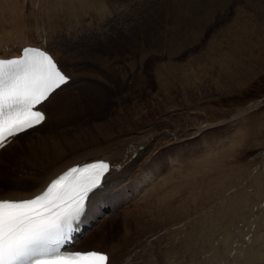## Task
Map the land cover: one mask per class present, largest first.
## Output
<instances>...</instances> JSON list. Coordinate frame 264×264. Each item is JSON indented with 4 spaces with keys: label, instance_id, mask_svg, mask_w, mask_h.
Returning a JSON list of instances; mask_svg holds the SVG:
<instances>
[{
    "label": "rangeland",
    "instance_id": "374dc122",
    "mask_svg": "<svg viewBox=\"0 0 264 264\" xmlns=\"http://www.w3.org/2000/svg\"><path fill=\"white\" fill-rule=\"evenodd\" d=\"M189 1L102 0L96 6L80 7V4L72 3L70 0H0L11 6L9 11L3 10L0 6V16H5L0 26V36L8 34L29 37L31 41L44 43L57 59L64 62L67 75L75 80L62 88L63 90L61 89L62 91L60 90L61 92L52 100V104L55 102L60 105L61 94L63 98L67 97L69 100V113L65 111L59 123H50V126L48 123L47 126L44 125L45 128L36 129L37 132L33 130L34 132L19 136L17 143L1 151L0 187L14 185L13 177L19 174L23 176L40 174L38 166L33 161L28 164L25 163V158L18 159L19 154L35 138L43 137L48 133L50 135L52 132L60 146L74 145L75 149L79 150L90 141L93 133L101 132L103 128L104 130L110 129L111 126L130 128L132 123L139 119L135 115L136 110L145 113L158 107L154 111L155 114L151 110V114L142 119L144 121L141 125L147 123L151 125L159 116V110H165L164 105H178L179 112L183 113L180 117L182 120L179 118L177 122L171 119L169 125L179 130L189 123L187 121L189 119L193 122L200 121L204 129L202 128L199 133V137L202 136L199 146L205 149L214 141L219 153L220 151L222 153L219 154L216 167L219 172L218 179L220 182L232 183L229 187L234 188L235 195L239 194L238 190H241V194L243 191L246 192L248 186L251 187L247 192H250L254 199H251L253 204L249 203L242 209H252V213L262 215L264 218V186L261 184L257 189L255 188V179L259 175L260 177L264 175V0H219L218 7L217 2L211 4L214 7L211 14L215 12L213 17L200 24L198 29L176 23L180 21L183 24L182 20L186 21L184 15L192 18L199 14L197 10L199 4V8H204L202 3H199L203 0H198L199 2L195 0L192 3ZM54 3L55 6L41 8L46 4ZM192 6H196L197 9H192ZM205 6L208 7L207 4ZM175 12L179 14L181 12L182 15L177 20L174 18ZM176 33L183 37L179 38L174 46L173 40L178 38ZM65 34L70 38L65 39ZM73 34L76 39L71 37ZM171 37L173 38L167 49L164 44ZM158 41L164 44H158ZM133 42L138 43L136 50L131 48ZM212 45L215 48H211ZM171 48L174 51L172 57L168 53ZM93 56L105 58L109 67L92 62ZM167 58H170V61L166 66L164 65V69L159 70L173 71L177 80L181 78L179 75L196 67L185 69V66L195 63L199 64V68L193 71L190 79L182 77V82L179 81L189 85H177L176 82H172L171 88L175 91L170 92L166 103L159 106L162 92L159 91L154 68L159 63L166 62ZM67 67L76 71L70 72ZM117 70L123 75L122 81ZM92 72L96 73L95 78L90 75L93 74ZM76 73H79L77 78ZM97 74L103 78H97ZM172 78L175 80L171 75L169 79ZM104 80L107 82L105 83ZM113 84H116V87H113ZM180 87L183 88L182 91ZM150 103L154 106L151 107ZM247 107L249 109L246 112L236 116L239 109ZM171 111L175 112L174 109ZM125 115L128 118L125 119ZM248 123L252 125L245 127ZM167 128H160L159 131ZM235 128L238 132L236 137L232 135ZM61 135L66 138L60 137ZM214 135L217 136L213 138ZM161 142L158 144L160 148L157 152L167 147L172 149L171 153H175L179 150V144H185L191 150H196V147L190 146L191 141L187 139L181 143L174 141L166 143L170 146ZM199 146L198 148L201 149ZM187 150L190 151L189 148ZM68 152H70L69 148L64 151V153ZM166 161L173 163L170 159ZM174 164L176 163L171 166ZM243 171H245L242 173L244 176L240 178ZM228 172L239 178L237 180L234 177L228 178ZM209 181L205 176L203 186H208ZM134 199L135 196L130 193L126 201L128 206H133ZM109 204L113 207V198H110ZM119 210L120 213L116 211V215L112 214L113 217L110 213V217L107 207L101 208L103 224L100 227L104 229V238L98 235L96 229H90L89 233L80 236L74 247L91 248L98 240H101L100 246L112 244L121 228L119 216L122 209ZM240 224L243 225L241 222ZM176 225L179 228H186L184 221L177 222ZM177 226L174 225V228L178 230ZM259 230L258 233H264V227L263 230L262 228ZM248 233L251 235L253 232L251 230ZM235 234L239 236L240 231L237 230ZM149 243L148 247L142 248L145 252H142L136 264H191L192 262L193 252L190 243L182 241L181 234L171 228L168 229V233H153ZM261 250L264 248L261 247ZM202 262L201 264H205ZM257 264H264V260Z\"/></svg>",
    "mask_w": 264,
    "mask_h": 264
},
{
    "label": "bare ground",
    "instance_id": "6f19581e",
    "mask_svg": "<svg viewBox=\"0 0 264 264\" xmlns=\"http://www.w3.org/2000/svg\"><path fill=\"white\" fill-rule=\"evenodd\" d=\"M83 1L85 2L84 4L82 3ZM99 1L102 0H92V2L89 0H70L72 3L76 4L77 2L80 4V7L96 6ZM192 1L195 0H190L189 2L192 3ZM218 1L219 0L198 1L199 3H202L204 8H199V4V6H197L198 9L196 6H192V9H197L199 14L192 18L189 17V15H187L188 17H185L184 15L183 17L186 21L182 20L183 24L180 21H176V23L181 26L185 25L186 27L188 25L190 28L198 29L200 24L206 22L209 17L210 19L213 17L215 12L211 14L214 10V7L211 4H215V2H217L216 6L218 7ZM198 2L196 4H198ZM48 4L42 6L41 8L55 6V3L52 5ZM206 4L208 7L205 6ZM0 6L5 11H9L11 9V6L4 2H0ZM215 9L217 10L218 8ZM181 12L180 14L175 12V20L182 16ZM4 17L5 16H0V26L4 21ZM73 35H71V37L75 38L76 36ZM177 36L178 38L173 40L174 46L177 44L179 38L182 39L183 37L179 34H177ZM28 38L8 34L0 36V56L8 57L18 54L21 46L23 45H38L44 48L48 47L44 43L40 44L39 42L31 41ZM68 38H70L69 35L65 34V39ZM172 38L173 37H171L166 44L162 42L160 43V41L157 43L164 44L167 49H169L168 45L170 44ZM137 45L138 43H134L133 45L131 44V48L136 50ZM214 45H212L211 48H215ZM168 53L170 56L174 55L172 48L168 51ZM54 57L64 71V68H66L64 62H61L56 58V56ZM93 57L94 59L92 62L97 63L99 66L104 65L109 67L108 61L105 58H101V56ZM169 61L170 58H167L166 62L162 64L157 63L158 66L154 68V74L156 75L157 83L159 84V91L162 92L161 103L158 101L160 103H158L159 106L164 102L166 103L168 99L167 95L170 92L175 91L171 88L172 82H176L177 85H189V83H181L182 77L190 79L193 71L199 68V64L196 65L195 63L185 66V69L193 66L196 67L191 68V71L179 75V77H181V82H179L180 80H177L173 71L161 72L159 70L164 69ZM67 69H69L70 72L76 71L73 68L71 69L67 67ZM64 72L66 73L67 71L65 70ZM117 72L119 75L121 74L119 70H117ZM92 73L93 74L90 75L95 78L94 76L96 73ZM170 74L175 77V80L173 78L172 80L169 79L171 76ZM78 76L79 73L76 78ZM122 76L123 75H120L121 81ZM97 78L103 77L100 74H97ZM128 78L129 76L127 79ZM104 81L105 83L107 82L106 80ZM94 86H96V84ZM112 86L116 87V84H113ZM64 87L65 86L62 88ZM62 88L55 91L44 104L45 108L48 110L47 120H49V122L45 124L46 126L48 123L49 126L50 123H59L62 120L65 111H67V114L69 113V100L67 97L63 98V94L59 96L60 105L55 104V102L52 104V100L63 90ZM180 88L182 91L183 88ZM178 91H180V89ZM168 103L170 102L168 101ZM150 104L151 107L154 106L152 103ZM164 107L165 110H159V116L151 125H148L149 123L141 125L144 121L142 119H145V116L151 114V112L154 113L158 107L154 110L150 109L145 111V113H139V111L136 110L135 115H137L139 119H136L135 122L132 121L133 123L130 128H125L123 126H111L110 129L104 130L103 128L101 132L97 131L93 133L90 137V141L84 145V148L79 150L75 149L74 145L72 147L68 145L66 147L60 146L58 141H55L57 139H55V135H53L52 132L50 135L49 133L48 135L46 134V137L43 136L35 138V140L32 141L33 143H28L27 148L19 154L18 159L25 158L24 161L28 164L33 161L38 166L40 174L35 176H28L29 174L23 176L19 174L18 176L13 177L14 185L16 186L17 184L16 188L14 185L0 187V198H31L45 191L48 183L54 177H57L60 173L72 166L98 159L104 160L108 161V163L112 166L111 170L104 178L102 188L93 192L89 198L85 213L81 217L79 225L77 226V231L73 234V244L77 242L80 236L82 237L89 233L90 229H96L98 231V235L101 238H104V229L100 227L101 224H103V221H101L102 215L100 214L101 208L107 207L109 210L108 215L110 216L111 213L112 217L113 213L116 215V211L118 213L120 211L119 209H122L121 216H119L121 219V228L115 236L116 240H114L110 245L103 244L100 246L101 240H98V242H96V244L91 248L74 247L70 248V250L75 249L86 251L94 249L107 252L108 261L106 264H136V262H139L142 252H145L142 248L150 245L149 239L151 235L153 233H168V229L171 228L176 233L181 234L182 241L190 243L193 252L191 264H201L202 261V263L205 264H257L258 262H261L264 260V250H261V247L264 248V233H258V231H260L259 229L261 228L263 230L264 218L262 215L258 216L252 213L251 208V210L242 209L249 203L253 204L251 199H254L251 197L250 192H247L249 186L246 188V192H242L243 194H240L241 190H238L239 194L235 195V192L233 191L234 188L229 187L232 183L227 184L228 182H220L217 176L219 172L216 170V167L218 165V157L221 151L219 153V149H217V145H214L216 144L214 141L213 144L207 146L205 149L199 146L201 143L199 142L200 137H202H199V133L202 131V128L204 129V127L201 126V122H193L189 119L187 120L189 122L188 124H185L182 129L180 128L179 130H176V127L173 128L169 125V123L171 119L173 121L181 119L180 117L182 112H179V106L164 105L163 108ZM249 107L239 109L236 116L246 112ZM173 109L176 113H172L173 111L171 110ZM131 114L130 116H132ZM124 118L126 119L128 117L125 115ZM251 125L248 123L245 127H249ZM160 128L167 129L159 131ZM38 129H41V127ZM233 131L232 135L236 137L238 133L237 128ZM182 133L183 136H181ZM245 133L246 131L244 134ZM241 135L242 134H239V136ZM160 136L162 138H158ZM216 136L217 135H214L213 138ZM60 137L66 138V136L62 135ZM183 137L184 140H182ZM185 139H187V141H191V145H188L196 147V150H191L190 147L185 144H179V150L175 153H171L172 149L167 147L162 148L161 152H157L160 148L158 145L160 141L163 142V145H167L170 141H174V143H181L185 141ZM17 141L18 138L12 140L7 147H11L12 144L17 143ZM198 146L201 149H199ZM68 148L70 152L64 153V151L68 150ZM188 148L190 150L189 152L187 150ZM168 159L173 161V163H176L174 165L177 166H171L173 163L167 162L166 160ZM169 163L171 165H169ZM244 172L245 171L241 172L239 176L240 178L244 176L242 174ZM227 175L228 178L234 177L235 180L239 178L233 173H229ZM205 176L207 177V180H210L209 185L206 187L203 186V178ZM248 180L249 179L247 178V182ZM255 182L256 189L257 186L261 184L264 186V175L262 174L261 177L259 175V177L255 179ZM206 183L208 184L207 181ZM224 190L226 191L224 192ZM130 193L135 196V201L133 200L134 203L132 207L128 206V202L126 203ZM110 198H113L114 200L113 207L109 204ZM106 201L108 204H106ZM182 221L186 223V228H179L176 225L177 222L182 223ZM240 222L243 223V225H241ZM174 225L179 229H175ZM237 230L240 231L239 236H236L235 234ZM251 230L253 233L249 235L250 233L248 232ZM245 231H247V233ZM255 242H257V244L254 245L253 243Z\"/></svg>",
    "mask_w": 264,
    "mask_h": 264
},
{
    "label": "snow or ice",
    "instance_id": "6c2138e0",
    "mask_svg": "<svg viewBox=\"0 0 264 264\" xmlns=\"http://www.w3.org/2000/svg\"><path fill=\"white\" fill-rule=\"evenodd\" d=\"M67 80L54 59L40 49L25 48L19 59H0V149L7 147V137L43 122L45 114L39 110L33 112V106L42 104ZM25 113L36 118L35 124L21 119ZM82 167L95 169L96 173L89 181L90 186L81 190L75 208H61L47 199L52 187L59 184L67 172L33 198H0V264H99L108 261V257L98 251H62L71 243L89 198L102 188L112 166L98 159Z\"/></svg>",
    "mask_w": 264,
    "mask_h": 264
}]
</instances>
